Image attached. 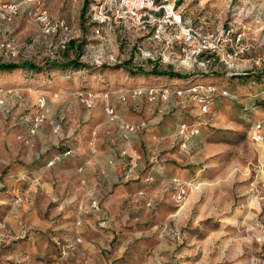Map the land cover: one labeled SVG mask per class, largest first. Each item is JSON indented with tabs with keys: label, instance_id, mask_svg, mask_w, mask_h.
<instances>
[{
	"label": "rangeland",
	"instance_id": "374dc122",
	"mask_svg": "<svg viewBox=\"0 0 264 264\" xmlns=\"http://www.w3.org/2000/svg\"><path fill=\"white\" fill-rule=\"evenodd\" d=\"M7 2L20 6L10 20L0 21V63L28 62L43 68L38 79L27 80L15 78V73L1 74L11 71H0V229L8 231L7 223L15 229L42 223L45 218L56 224L62 220L58 213H67L70 208L68 202L36 196L41 189L35 181L26 188L8 181L14 176L10 173L13 165L21 166L24 157L19 144H28L22 140L24 132L15 126L17 120L33 111L41 113L44 119L40 126H50L53 146L77 147L75 138L87 125V109L99 106L100 98L104 99L103 113L108 116L105 108L111 106L116 116L109 93L117 86L112 75H126L122 70L92 72L98 67L127 62L134 72L150 71L154 64L159 70L172 68L192 78L187 82L166 78L157 84L159 88L151 85L132 93L126 92L131 91V85H123L128 90H121V86L120 102L128 106L131 96L137 95L140 101L131 104L135 108L129 115L133 123H121L120 128L123 130L124 124L138 126L133 132L123 130L135 140L153 132L155 137H150L149 145L146 137L143 141L139 137L141 141L138 139L134 148H169L168 153H145L149 156L145 159L146 170L154 163H167L184 175H170L160 184L149 186L146 199L143 194L126 203L137 212L129 223L121 224L131 238L126 252L135 257L140 254L149 264H264V0H170L182 25L194 28L202 37L199 53L194 45L183 49L181 31L175 27L155 40L149 32L135 30L104 28L95 34L86 20L77 56L63 53L65 43L76 39V26L64 24L65 30L44 31V23L38 19L42 12H46L50 24L58 23L49 16L51 4L43 0ZM53 10L57 13L58 7L55 5ZM73 58L87 68L60 67ZM246 73L249 76L244 78ZM147 82H152V77ZM149 90L155 94L153 99L149 98ZM163 90H167L165 97ZM88 95L93 97L91 107L83 103ZM38 99L43 101L41 108ZM255 111L262 114L257 116ZM72 114H76L77 131L69 135ZM181 124L187 126L184 136L179 133ZM11 129H17L16 143L6 141ZM193 129L197 133L192 135ZM251 130L261 137L250 135ZM56 132H60L59 136ZM30 152L31 157L37 151ZM180 186L185 193L176 201ZM94 192L95 189L90 194ZM31 197L34 213H28ZM89 199L87 205L81 203L80 210H99V205L97 209L91 207ZM44 205L49 210L57 208L56 214L44 218L36 215ZM98 221L101 218L94 223L95 229L100 226ZM79 242V238L64 244L57 242L58 256L68 261L70 250ZM5 250L0 245V260L6 251L16 252ZM104 250L108 264H129L120 262L125 254L120 255L111 245ZM31 252L33 258H40L34 249Z\"/></svg>",
	"mask_w": 264,
	"mask_h": 264
},
{
	"label": "crops",
	"instance_id": "0c3cea01",
	"mask_svg": "<svg viewBox=\"0 0 264 264\" xmlns=\"http://www.w3.org/2000/svg\"><path fill=\"white\" fill-rule=\"evenodd\" d=\"M43 1L48 5L51 4L53 9L56 5L60 10L59 12L57 10V13L53 9L49 10L51 20L77 27L76 39L70 38L69 40L81 46L83 39L81 34L85 33L86 19L84 13L88 6L87 0ZM78 37L80 38L78 39ZM114 76L117 79L116 90L114 91L113 88L109 93L110 103L114 105L116 116L110 119L103 113L104 99L100 98L99 106L87 109L88 113L85 114L84 118L87 125L80 129L79 136L76 135L78 139L75 138V143H77L75 146L77 147L59 148L56 145L53 146L54 141L50 137L54 134L51 133L50 126L42 125L35 134H29L28 129L34 115H36L34 111L26 116L22 115L15 123L16 128L24 132L22 140L26 139L28 144L24 141H22L24 143L19 144L18 148H23L22 151L24 152L21 153L24 157L21 166H16L17 163L13 165L10 173L14 176L8 181H15L13 183L17 182L16 185L21 184L24 188L35 181L41 189L38 194L36 193V196L43 195L47 200L55 198L68 202L70 208L67 213L61 210L59 215L57 214L62 220L56 224L54 222L48 223L49 220L45 218L42 223L25 224L14 229L7 223L8 231L0 229V234L3 232L7 236L0 237V245L6 250L16 249V252L5 250L3 256L5 258L0 260V264H108L109 262L105 258L107 252L104 249L110 245L115 250H119L120 255L125 254L120 260L121 263L125 261L129 264H149L148 260L141 257L140 254L135 257V254L126 252L128 250L127 242H130L131 238H128V233L125 232L124 228H121V224L129 223L132 216L137 213L133 212L132 207L130 209L126 207V203H130L135 197L141 198L143 194L145 196L143 198L146 199V195H150L149 186L160 184L161 181L171 177L170 175L177 174L183 177L184 173L178 172L175 170L176 166L171 164L168 166L167 163H164L163 166L154 163L146 170L145 159H148L149 156H145V153H168L169 148H134L136 141L140 138L143 141L144 137L147 138L149 145L151 138L155 137L153 132H148L145 136H137L138 139L135 140V137L130 134L125 135L120 128L121 123H133V117L129 115L135 112V108L131 107V104L133 106L138 104L140 97L130 95L132 101L129 102L132 103L127 106L120 102L118 89L123 85H131L132 88L129 89L131 91L126 92L132 93L137 90L144 91L151 88V85L159 88L160 85L157 86V84L165 79L152 77V82L141 79L127 81L124 80L123 75L120 77L119 75H112V77ZM99 78L103 79L102 77ZM154 82L156 84H152ZM118 83L121 84L118 85ZM96 87H100V84H97ZM122 89L128 90L126 86L121 87ZM255 114L258 116L262 112L255 111ZM69 119L70 124H68L67 132L69 135H74L77 131L76 114L69 115ZM17 129H11L6 136V141L16 143ZM59 133L56 132L55 135L59 136ZM257 133L256 130H251L250 135L255 136ZM257 135L261 137V134ZM262 135L264 137V128H262ZM83 138L85 141H82ZM49 139L51 140L49 141ZM155 142L158 140L152 141V143ZM83 143L84 148H82ZM9 148H16V145ZM31 149L37 152L36 155L30 157ZM65 150H70L69 156L63 155ZM51 158L57 159L52 165H47ZM94 189L93 195L90 194ZM33 195L35 196V194ZM32 197L29 200V206H27L30 209L28 213L35 212ZM88 199L96 201L99 210L89 209L87 206L86 210H80L81 203L85 202L87 205ZM55 205L56 203L52 206ZM41 209L36 215L44 218L55 215L57 208L52 207V210H49L44 205ZM99 218H101V222L98 221L97 224L101 227L95 229L96 227L94 228L93 225ZM105 225L109 228H102ZM76 238H79L80 242L73 245L69 252V260L59 257L57 242L63 244L66 240L74 242ZM33 249L35 250L34 254L40 257L39 259L31 256Z\"/></svg>",
	"mask_w": 264,
	"mask_h": 264
},
{
	"label": "built area",
	"instance_id": "2783aa9c",
	"mask_svg": "<svg viewBox=\"0 0 264 264\" xmlns=\"http://www.w3.org/2000/svg\"><path fill=\"white\" fill-rule=\"evenodd\" d=\"M26 1H37V0H26ZM88 6L85 11V19L88 23L92 24L93 32L99 34L102 29L114 30L122 29L123 31H139L149 32L150 38L159 40L164 36L167 30L175 27L181 31V39L183 49L185 46L194 45L196 47V53L201 52L203 42L202 37L197 31L190 27L184 26L181 23V16L174 9V4L170 0H87ZM20 3L17 2H4L0 1V21L10 20L19 10ZM46 12H42L38 19L44 23L43 29L45 32L54 31L56 28L66 29L63 22H59L55 25L50 24L46 20ZM195 51V50H194ZM193 51V52H194ZM155 65H151L154 67ZM152 90L148 91L150 99L155 97ZM163 97L167 93V90H163ZM177 93H180L177 92ZM83 103L91 107L93 104V97L88 95L83 98ZM39 107H43L42 99H38ZM202 110H205V106H202ZM106 114L110 119L115 117L113 108L107 106L105 108ZM44 116L41 113L34 116L32 123L29 127V134L35 133L36 129L43 122ZM138 126L133 124H124L123 130L133 132ZM187 131V126L181 124L179 126V133L184 136ZM197 133L196 129L190 131V134ZM260 138V136H256ZM182 146H185L182 143ZM70 154V150H66L63 155L67 156ZM57 158H52L47 162V165L53 164ZM185 191L180 186L175 196L176 201L181 200ZM97 202L92 200L91 207L97 208Z\"/></svg>",
	"mask_w": 264,
	"mask_h": 264
},
{
	"label": "trees",
	"instance_id": "16d2710c",
	"mask_svg": "<svg viewBox=\"0 0 264 264\" xmlns=\"http://www.w3.org/2000/svg\"><path fill=\"white\" fill-rule=\"evenodd\" d=\"M65 44L66 45L64 46V49H63V53L65 55L67 54V52H72L74 56H77V54H79V52L81 50L80 45H77V44H75L74 41H70V40H68ZM128 64H129V62L121 64V65H117V66H102V67H98L96 69V71H94L92 73H95V72L101 73V72H104L106 70H108V71L122 70L123 72L126 73L125 78L127 79V81H133V80H137V79L147 81L151 77H162L164 79L169 78V79L177 80L180 82H182V81L187 82L192 78V75L176 73L173 71L172 68H168L166 70H159L156 66L152 67L150 71H142L141 72L140 70H138V71L134 72V70L131 67H129ZM46 66H51V64H48ZM64 66L65 67H72V68H87L86 66L81 64L77 58H75V59L73 58V59L68 60L67 64H65V65L61 64L60 67H64ZM41 68H43V67L38 66V65H34V64L28 63V62L0 63V71H11L9 73L3 72L1 74H8L11 76L13 73H15V78H17V79L20 78L19 80H21V79L27 80L28 78L29 79H38L39 78L38 72L40 71ZM136 69H141V68H136ZM243 75H244V78L249 76L247 73L243 74ZM204 77H207V76H204ZM211 77H214V75ZM238 77H240V76H237V75L234 76V78H236V79ZM241 79H243V78H241ZM16 81L18 82V80H16Z\"/></svg>",
	"mask_w": 264,
	"mask_h": 264
}]
</instances>
